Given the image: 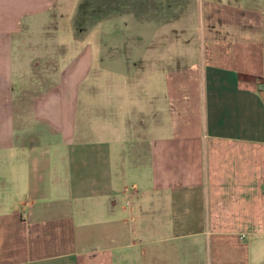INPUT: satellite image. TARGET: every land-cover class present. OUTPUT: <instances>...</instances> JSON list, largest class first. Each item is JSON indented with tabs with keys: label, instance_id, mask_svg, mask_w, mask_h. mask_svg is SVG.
Instances as JSON below:
<instances>
[{
	"label": "crops",
	"instance_id": "0c3cea01",
	"mask_svg": "<svg viewBox=\"0 0 264 264\" xmlns=\"http://www.w3.org/2000/svg\"><path fill=\"white\" fill-rule=\"evenodd\" d=\"M56 5L0 0V264H264V0H202L140 105Z\"/></svg>",
	"mask_w": 264,
	"mask_h": 264
},
{
	"label": "rangeland",
	"instance_id": "374dc122",
	"mask_svg": "<svg viewBox=\"0 0 264 264\" xmlns=\"http://www.w3.org/2000/svg\"><path fill=\"white\" fill-rule=\"evenodd\" d=\"M201 2L202 0H57L55 14L70 20L73 35L77 38L72 44L68 43V54L74 58L77 54L89 53L92 68L84 81L88 92L96 97L98 65L135 68L138 71L134 75L133 86L141 88L137 94L140 105L143 100L151 99V92L154 98L160 97L163 66L169 64L171 68H175L197 60ZM63 22L58 23L60 28L57 33L60 36L64 34ZM59 39V42L65 43V39ZM32 41L41 42L37 37ZM126 74L130 73H121L119 80L114 77L111 80L124 81L126 85L122 86L126 88ZM160 106L159 100L155 108L161 110Z\"/></svg>",
	"mask_w": 264,
	"mask_h": 264
}]
</instances>
